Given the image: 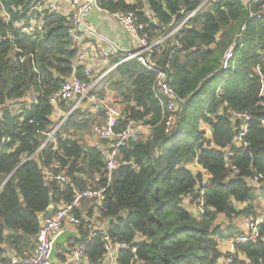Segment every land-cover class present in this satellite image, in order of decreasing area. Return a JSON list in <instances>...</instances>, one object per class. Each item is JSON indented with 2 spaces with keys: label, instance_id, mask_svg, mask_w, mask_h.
<instances>
[{
  "label": "trees",
  "instance_id": "trees-1",
  "mask_svg": "<svg viewBox=\"0 0 264 264\" xmlns=\"http://www.w3.org/2000/svg\"><path fill=\"white\" fill-rule=\"evenodd\" d=\"M132 1L98 0L97 4L111 14L132 12L152 42L168 37L184 23L173 41L169 37L153 48L158 65H170L171 87L184 101L182 113L167 134V114L153 92L155 76L135 59L118 65L100 89L99 85L89 93L86 101L114 93V103L122 107L116 133L133 120L148 128L147 134H141L147 138L121 148L122 164L102 206L96 200L83 201L76 211L81 219L78 237L57 249V263H65L69 251L84 244L81 264H102L110 242L129 247L120 252L118 264H219L229 256L233 264H264V223L261 239L237 246L234 254L223 253L220 242L233 240L240 232L231 226L222 230L217 224L219 216L230 222L260 217L258 202L264 204V187L259 191L249 183L254 171L264 176V14L249 18L250 11L262 10L264 3L249 9L250 0H222L203 7L204 0ZM42 5V0H0V107H4L0 111V260L4 264L13 256L27 258L33 253L42 216H54L63 203L73 201L75 191L107 184L101 152L82 145L78 138L104 123L105 112L100 109L96 114L91 106L73 111L56 135L57 145H48L36 156L57 126L55 114H67L72 105L62 101L55 107L52 97L73 76L85 80L86 71L78 65L80 50L69 34L71 16L39 12ZM41 17L42 29L27 31ZM16 23H23V28ZM234 42L235 69L222 71L223 55ZM122 59L113 58L110 67ZM231 112L251 116L246 150L234 144L240 124L233 122ZM201 123L211 128V139L205 138ZM228 152L232 155L227 161ZM195 163L209 174L206 187L204 174L189 169ZM54 164L68 171L73 188L62 192L55 184L45 185L42 165ZM231 167L238 171L234 177ZM200 187L206 208L202 216L184 206L187 199L196 205ZM87 204H94L88 220L82 215ZM51 205L54 209L48 212ZM95 219L105 223L106 235L90 237Z\"/></svg>",
  "mask_w": 264,
  "mask_h": 264
},
{
  "label": "built area",
  "instance_id": "built-area-1",
  "mask_svg": "<svg viewBox=\"0 0 264 264\" xmlns=\"http://www.w3.org/2000/svg\"><path fill=\"white\" fill-rule=\"evenodd\" d=\"M67 1L72 8V28L69 30L70 37L74 42H77L78 34L80 32L90 34L93 36H98L95 31L88 24V15L93 8L102 11L103 9L98 6V0H42L43 5L38 9L39 12L49 11L50 13L59 12L58 2ZM222 0H204L201 7L211 3L220 2ZM248 3V2H247ZM264 3V0H250L248 3L249 9L255 4ZM200 7V8H201ZM197 11V10H196ZM195 13L190 15L188 20L194 16ZM264 14L263 9L255 12L250 11L249 18L260 19ZM113 16L117 19L118 23L124 30V32L132 40V48L130 50L120 48L116 44H112L111 47L105 48L102 45H98L93 53V60L98 59L104 62L110 63L113 58L121 57L123 58L118 63L114 64L106 72L100 75H96L93 71L86 69L85 80L73 76L66 82L62 90L54 95L51 99V104L55 107L62 101L72 102L71 108L67 114L60 117V122L57 126L47 134V140L43 146L39 149L36 156L41 153L50 144L57 145V133L61 130L65 124L68 116L76 109L81 108L84 99L89 96V93L98 87L107 74L116 68L118 65L135 59L137 60L147 71L151 72L155 76L153 92L155 98L165 109L166 118V133L169 134L174 124L179 119L182 113V106L184 101L179 99L174 90L171 87V81L169 73L171 71L170 65L166 64L164 67L158 65V63L153 59V48L157 45H161L165 42L168 37L158 39L155 42L151 41L150 33L146 31L145 27L138 23L136 16L132 12H117ZM5 18L7 21L10 20V16L5 13ZM184 23L179 26L173 35H177L182 31ZM17 28H23V23H16ZM35 28L38 30L42 29V17L40 20H33L31 29L27 31H33ZM244 30V28H242ZM171 33V34H172ZM170 34V35H171ZM239 35L238 37H240ZM1 41V39H0ZM237 42H234L232 46L224 53L220 68L222 71H231L235 69V64L238 60V55L235 52ZM35 101V99H33ZM92 111L93 113H98L99 109L105 112L104 123L102 125H97L93 129V133L97 138V148L101 152L103 157L106 180L107 184L105 187L99 188L97 190L88 189L83 192L75 191L74 198L71 203H63L55 213L54 216H42L41 217V229L37 236V245L33 253L27 257L22 258L19 256H13L10 258L9 264H60L55 260H51V252L55 239L65 230L69 228L76 229L81 224V219L76 215V211H79L82 207L84 200H96L98 205L101 207L103 201L105 200V193L107 192L110 184L113 181L115 172L121 166L119 160V152L121 148L127 147L130 142L137 141L141 134H144L148 128L141 122L129 121L128 126L121 133H116V128L122 118V112L114 107L113 103L108 100H99L93 97ZM4 107H0V111ZM17 106H13V110L19 111ZM231 119L233 122H239L240 126L237 133V138L235 140V146L246 150L248 145L245 143V138L249 133V122L251 121V116L246 113L241 112H231ZM264 126V120L261 122ZM201 129L205 133L206 139H211L213 137L211 128L203 123H201ZM172 134V133H171ZM6 140L3 139V143ZM214 147V144H211ZM232 155V152H228L227 161ZM194 165V164H192ZM199 167V171L204 174L203 185L206 187L209 182V174L201 168L198 163H195ZM191 166V165H190ZM189 166V167H190ZM232 177L236 176L238 171L235 167H231ZM42 172L44 175V182L46 186L57 185L62 192L73 188L72 179L65 168H62L59 164H54L52 166L42 165ZM197 173V172H195ZM249 183L252 186L264 183V176L255 172ZM200 199L195 205L196 214L202 216L206 212L205 201H204V189L199 188ZM243 231L240 232L236 238L232 240V246L236 248L242 244L257 243L261 239L260 226L264 223V217H256L254 215L243 217ZM107 228L103 230L94 231L91 233V238L99 235H106ZM126 244H112L107 243L106 254L103 257L102 264H118V259L120 252L122 250L128 249ZM85 245H78L73 248L67 254V261L63 264H81L85 260ZM235 252H232L234 254ZM234 258L229 256L222 259L219 264H233ZM0 264H4L0 260Z\"/></svg>",
  "mask_w": 264,
  "mask_h": 264
},
{
  "label": "crops",
  "instance_id": "crops-1",
  "mask_svg": "<svg viewBox=\"0 0 264 264\" xmlns=\"http://www.w3.org/2000/svg\"><path fill=\"white\" fill-rule=\"evenodd\" d=\"M248 1L249 0H246V2ZM127 2L130 4L133 3L132 0H127ZM57 6L60 14L64 16H71L72 8L67 1H60L58 2ZM88 24L98 36L96 37L83 32H80L78 34V38L76 42V45L80 50L78 65H83L86 67V69H89L93 71L96 75H99L100 73L106 71L108 68L111 67H110V63L98 59L93 60V53L98 45H102L105 48H109L111 47L112 44H116L120 48L130 50L133 44L131 38L124 32V30L118 23L117 19L113 16V14L105 10L99 11L98 9L93 8L88 15ZM107 98L108 100L114 101V93L108 92ZM59 113H60V117L64 115V113L60 111ZM91 113H93L92 108H91ZM81 135L83 136V133H81ZM84 138H86L87 140V141L85 140L87 142V144L85 143L87 147H97V138L95 137V135H93L92 137L91 136L88 137L90 138L91 141L87 139V136ZM189 169L192 170L193 172L199 171V167L195 164L191 165ZM252 187L260 191L261 190L260 188L264 187V183ZM190 201L191 199H187L184 202V206L186 210H188L190 213L196 214L195 205H192ZM239 206L241 208L245 207L244 205H239ZM218 221L220 222L225 221V223L226 222L229 223V221L226 220L224 216H219L217 223ZM228 227L230 226H221V229L224 230ZM68 230L77 232V230L73 228H69ZM231 245H232V240H226L220 242L219 248L223 253H224L223 247L227 250H229V247H231L229 253L235 252V248ZM64 246H67V244Z\"/></svg>",
  "mask_w": 264,
  "mask_h": 264
},
{
  "label": "rangeland",
  "instance_id": "rangeland-1",
  "mask_svg": "<svg viewBox=\"0 0 264 264\" xmlns=\"http://www.w3.org/2000/svg\"><path fill=\"white\" fill-rule=\"evenodd\" d=\"M175 31V30H174ZM174 33V32H173ZM173 33L171 34V35H169V37L171 38V39H169V41H173L174 40V38H175V35H173ZM163 38H165V37H163ZM109 69V68H108ZM107 69V70H108ZM106 70V71H107ZM106 71H103L102 73H100V74H103L104 72H106ZM99 74V75H100ZM103 83V82H102ZM102 86V84H100V86H99V88L98 89H100V87ZM97 88V87H96ZM98 98V97H97ZM99 100H102L101 98H98ZM87 100V99H86ZM85 99H84V101L83 102H85L86 101ZM103 100H108V98H106V99H103ZM108 101H110V100H108ZM110 102H112L113 103V105H114V107H116L118 110H120L121 112H122V107H121V104H116V103H114V101H110ZM89 106H91L92 107V102H91V99L89 100V101H86V103H82V105H81V108H87V107H89ZM91 107H90V109H91ZM12 109H13V107H12ZM53 122H54V124H56V125H58V123L60 122V113L59 112H57L56 114H55V116H54V118H53ZM97 124H95L94 126H92V128H90L89 130H87V131H85L84 133H83V136L81 135V134H78V138L80 139V141L82 142V145H84L85 146V143L87 144V140H86V138H84V137H86L87 136V139L89 140V141H91L90 140V138H88V137H92L94 134H93V127H95ZM98 125H101V121H100V124H98ZM89 135V136H88ZM147 137H146V135H142V136H140V139H146ZM86 140V141H85ZM258 204H259V207H258V211H257V215L258 216H260V217H264V204H262V201L259 203L258 202ZM93 205L94 204H87L86 206H84L85 208H83V213H82V215H83V217H84V219H86V220H88V215H87V213L89 212V209L90 208H92L93 207ZM97 218V217H96ZM243 217H241V218H238V219H234L232 222H230L229 221V223H225V221H218V226L221 228V226H231L235 231H237V232H242V229H243ZM105 228V223H101V222H99L98 220H93L92 221V232H94V231H100V230H103ZM232 246V245H231ZM230 248L231 247H229V250H227V249H225L224 247H223V251H224V253H228L229 251H230ZM230 254H232V253H230Z\"/></svg>",
  "mask_w": 264,
  "mask_h": 264
},
{
  "label": "water",
  "instance_id": "water-1",
  "mask_svg": "<svg viewBox=\"0 0 264 264\" xmlns=\"http://www.w3.org/2000/svg\"><path fill=\"white\" fill-rule=\"evenodd\" d=\"M54 209V206L51 205L48 208V212H51ZM78 237V233L75 231L65 230L62 232L54 241L52 252H51V260H55L57 255V249L61 246L66 245L70 240H73Z\"/></svg>",
  "mask_w": 264,
  "mask_h": 264
}]
</instances>
